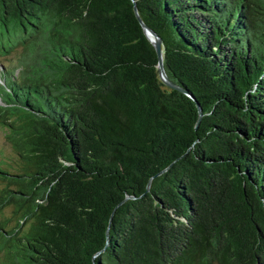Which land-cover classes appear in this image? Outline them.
Segmentation results:
<instances>
[{"label":"trees","instance_id":"trees-1","mask_svg":"<svg viewBox=\"0 0 264 264\" xmlns=\"http://www.w3.org/2000/svg\"><path fill=\"white\" fill-rule=\"evenodd\" d=\"M42 20L46 74L0 66L3 264H264V0H0Z\"/></svg>","mask_w":264,"mask_h":264},{"label":"rangeland","instance_id":"rangeland-1","mask_svg":"<svg viewBox=\"0 0 264 264\" xmlns=\"http://www.w3.org/2000/svg\"><path fill=\"white\" fill-rule=\"evenodd\" d=\"M47 27L48 23L45 20H42L36 29L28 28L25 31L10 27L4 30L0 27V47L7 49V52L0 56V66L2 64L8 68H14L16 73L19 68H22V74L28 77L44 76L46 74L45 62L51 52L47 38ZM15 160V155L6 140V131L0 125V167L12 171ZM2 188L3 183L0 182V191ZM10 211L8 206L1 208L0 221L8 218ZM1 243L3 242H0V245ZM2 257L0 252V264H3ZM11 258L13 261L18 259L15 253Z\"/></svg>","mask_w":264,"mask_h":264},{"label":"water","instance_id":"water-1","mask_svg":"<svg viewBox=\"0 0 264 264\" xmlns=\"http://www.w3.org/2000/svg\"><path fill=\"white\" fill-rule=\"evenodd\" d=\"M135 18L138 22V24L140 25L142 32L144 34V36L147 38L148 42L151 44L155 56H156V67H157V73H158V77L160 78V80L168 87L175 89L179 92H182L184 94L185 93L184 90H182L181 88L177 87L176 85H174L173 83H171L170 81L167 80L163 68H162V64H161V53H160V39L150 30L148 29L141 21L140 19L135 15ZM192 99V97H190ZM197 112H198V116L197 119L200 117V111L198 106L195 104Z\"/></svg>","mask_w":264,"mask_h":264}]
</instances>
